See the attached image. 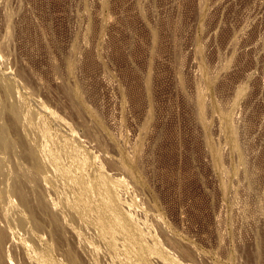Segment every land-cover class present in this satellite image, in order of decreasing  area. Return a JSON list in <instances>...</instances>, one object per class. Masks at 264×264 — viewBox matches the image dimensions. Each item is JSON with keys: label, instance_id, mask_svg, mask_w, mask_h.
<instances>
[{"label": "rangeland", "instance_id": "rangeland-1", "mask_svg": "<svg viewBox=\"0 0 264 264\" xmlns=\"http://www.w3.org/2000/svg\"><path fill=\"white\" fill-rule=\"evenodd\" d=\"M0 146V264H264V0H0Z\"/></svg>", "mask_w": 264, "mask_h": 264}, {"label": "bare ground", "instance_id": "bare-ground-1", "mask_svg": "<svg viewBox=\"0 0 264 264\" xmlns=\"http://www.w3.org/2000/svg\"><path fill=\"white\" fill-rule=\"evenodd\" d=\"M74 65V64H73ZM25 69V68H24ZM23 69V70H24ZM76 71V70H75ZM9 73V72H8ZM25 73V72H24ZM17 75V74H16ZM6 77V76H5ZM20 77V76H19ZM29 77V76H28ZM17 80V79H16ZM82 89V88H81ZM12 91V90H11ZM202 96L200 95V97H199V106H200V109H201V107H202V98H201ZM87 100V99H86ZM79 104V103H78ZM227 110V109H226ZM34 112V111H33ZM19 114V113H18ZM22 116V115H21ZM31 116V115H30ZM35 117V116H34ZM233 117V116H232ZM19 118V117H18ZM232 119V118H231ZM225 120H226V123L229 125V133H228V136H229V142H230V144L232 145V147H236V137H238V136H235V132L237 133V131H235L236 130V128L234 129L231 125H230V117L228 116V115H226L225 116ZM232 122V121H231ZM40 123V122H39ZM234 125V124H233ZM33 130V129H32ZM29 131V130H28ZM5 132H6V130H5ZM30 132V134H31V131H29ZM29 134V135H30ZM71 135V134H70ZM2 136V135H1ZM33 137V136H32ZM31 137V138H32ZM35 137H36V135H35ZM5 138V137H4ZM38 143V142H37ZM32 146H33V144H32ZM1 148H2V146H0ZM36 147V146H35ZM41 148V147H40ZM79 153V152H78ZM138 153H140V150H139V152ZM132 156V155H131ZM217 159V161H218V157H216ZM130 159V158H129ZM134 159V158H133ZM138 160V159H137ZM52 160H49V162H51ZM55 161V160H54ZM139 161V160H138ZM47 163V162H46ZM138 163V162H137ZM0 165H1V163H0ZM55 166L53 165V163L51 162V163H49L48 164V170L50 171V177L51 178H53V179H57V177H56V172H55ZM123 169V168H122ZM59 180V179H58ZM57 180V181H58ZM56 181V180H55ZM52 182H53V180H52ZM59 182V181H58ZM53 183H55V182H53ZM56 184V183H55ZM60 185V184H59ZM58 186V185H57ZM63 197V196H62ZM64 206V205H63ZM65 207V206H64ZM15 211V213L17 214V212H18V210H17V212H16V208L14 209ZM13 212L11 211V214H12ZM10 214V215H11ZM19 216V215H18ZM17 216V217H18ZM9 217V216H8ZM20 220V219H19ZM23 220V219H22ZM12 222V221H11ZM23 222H24V220H23ZM18 224V223H17ZM23 225V224H22ZM14 226V225H13ZM6 236H5V234L3 233V232H1V230H0V248L2 247V245H3V242H4V240L6 239L5 238ZM3 251H4V248H3ZM0 255H1V253H0ZM2 257V256H1Z\"/></svg>", "mask_w": 264, "mask_h": 264}]
</instances>
